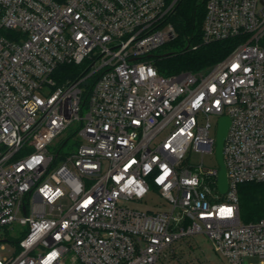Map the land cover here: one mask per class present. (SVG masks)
Here are the masks:
<instances>
[{
	"label": "built area",
	"instance_id": "built-area-1",
	"mask_svg": "<svg viewBox=\"0 0 264 264\" xmlns=\"http://www.w3.org/2000/svg\"><path fill=\"white\" fill-rule=\"evenodd\" d=\"M179 1L0 0V233L24 227L0 264H168L198 234L228 264H264V211L242 222L238 195L264 187V0H205L201 43L238 44L207 72L161 75ZM61 65L84 68L57 84ZM223 116L225 193L216 159L189 160L215 158ZM73 123L76 150H49ZM150 196L157 210L130 207Z\"/></svg>",
	"mask_w": 264,
	"mask_h": 264
},
{
	"label": "trees",
	"instance_id": "trees-1",
	"mask_svg": "<svg viewBox=\"0 0 264 264\" xmlns=\"http://www.w3.org/2000/svg\"><path fill=\"white\" fill-rule=\"evenodd\" d=\"M205 15V0H180L167 21L174 27L176 37L167 43L172 51L153 54L152 64L161 75L183 72L199 74L207 72L214 64L226 58L239 42L238 38L201 43L202 24ZM264 50V36L260 40ZM195 46V49L191 47ZM82 66L61 65L53 78L57 84L74 79L83 71ZM264 187L260 183H245L239 186V213L242 222L256 221L262 217ZM170 258H175L170 255ZM177 258H181V255Z\"/></svg>",
	"mask_w": 264,
	"mask_h": 264
},
{
	"label": "rangeland",
	"instance_id": "rangeland-1",
	"mask_svg": "<svg viewBox=\"0 0 264 264\" xmlns=\"http://www.w3.org/2000/svg\"><path fill=\"white\" fill-rule=\"evenodd\" d=\"M169 51H172L171 46L164 45L159 48L154 54L161 55ZM211 123L213 124L212 129L210 130L211 137L215 136V122L216 118H210ZM76 124H72L69 128L63 133V135L58 139V142H55L53 145L49 146V150L53 151L59 147V142L66 140L62 148V153L74 152L76 147L79 144V138L74 134ZM190 162L200 163L202 160L205 165H215L214 154L209 153H194L192 152L189 157ZM162 202L158 197L150 196L145 199V202H133L130 204V207L139 209L142 211L145 210H157L155 204ZM24 227L18 223L12 224L0 233V244L4 245V249L0 250V256L2 258H8L11 255L18 253V248L16 242L20 238ZM6 239L7 241H4ZM185 242L182 244L181 248L176 250L178 254L177 257L181 255L180 259H171L168 258V264H228L226 259L220 254L215 253L208 239L202 235H193L184 238ZM251 262L254 264L257 263V260L251 259Z\"/></svg>",
	"mask_w": 264,
	"mask_h": 264
},
{
	"label": "water",
	"instance_id": "water-1",
	"mask_svg": "<svg viewBox=\"0 0 264 264\" xmlns=\"http://www.w3.org/2000/svg\"><path fill=\"white\" fill-rule=\"evenodd\" d=\"M228 127L229 119L225 116L220 117L217 122L215 133V159L218 167L217 187L221 193H225L227 190V177L222 149Z\"/></svg>",
	"mask_w": 264,
	"mask_h": 264
}]
</instances>
